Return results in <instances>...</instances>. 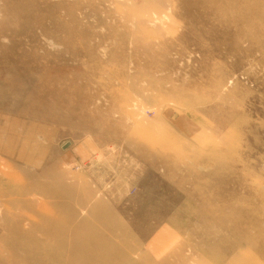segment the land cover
<instances>
[{
  "label": "rangeland",
  "instance_id": "obj_1",
  "mask_svg": "<svg viewBox=\"0 0 264 264\" xmlns=\"http://www.w3.org/2000/svg\"><path fill=\"white\" fill-rule=\"evenodd\" d=\"M87 260L264 264V0H0V264Z\"/></svg>",
  "mask_w": 264,
  "mask_h": 264
},
{
  "label": "bare ground",
  "instance_id": "obj_2",
  "mask_svg": "<svg viewBox=\"0 0 264 264\" xmlns=\"http://www.w3.org/2000/svg\"><path fill=\"white\" fill-rule=\"evenodd\" d=\"M64 226V225H63ZM61 224H58V226H56V228H57V231H60L61 230ZM41 229H42V226H41ZM57 235H58V238L59 239H61V236L59 235V232H57ZM71 246V245H70ZM69 246V244H68V247H67V250H68V253H69V255H71L72 253H74V250H73V248H72V246L70 247ZM43 248H45V250L46 251H51L52 253L54 252L53 250H51V249H49L47 246L46 247H44L43 246ZM62 249V246H60L57 250H58V254H59V252L60 251H62L61 250ZM49 252H45L46 253V257H50L51 256V252L49 253ZM59 263L61 262L60 260H57ZM92 262H91V260H87L85 263H83V264H91ZM38 264V263H37ZM80 264H82V263H80Z\"/></svg>",
  "mask_w": 264,
  "mask_h": 264
},
{
  "label": "crops",
  "instance_id": "obj_3",
  "mask_svg": "<svg viewBox=\"0 0 264 264\" xmlns=\"http://www.w3.org/2000/svg\"><path fill=\"white\" fill-rule=\"evenodd\" d=\"M162 239V237L155 233V235L151 238L147 246H149L152 250H155L154 248L156 247V244L159 243V240Z\"/></svg>",
  "mask_w": 264,
  "mask_h": 264
},
{
  "label": "water",
  "instance_id": "obj_4",
  "mask_svg": "<svg viewBox=\"0 0 264 264\" xmlns=\"http://www.w3.org/2000/svg\"><path fill=\"white\" fill-rule=\"evenodd\" d=\"M63 147H66V145H65V146H63Z\"/></svg>",
  "mask_w": 264,
  "mask_h": 264
}]
</instances>
